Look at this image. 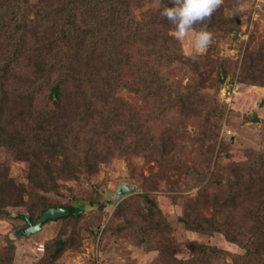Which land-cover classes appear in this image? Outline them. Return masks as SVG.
<instances>
[{
  "label": "rangeland",
  "instance_id": "1",
  "mask_svg": "<svg viewBox=\"0 0 264 264\" xmlns=\"http://www.w3.org/2000/svg\"><path fill=\"white\" fill-rule=\"evenodd\" d=\"M153 3L150 8L160 6L159 0ZM54 6L52 0H0V16L12 17L18 21L16 29H21L12 42L0 34V59L14 55L13 43L28 48V43L34 40L33 32L38 39L37 33L43 28L39 19L51 21L55 30L48 28L47 33L55 45L58 38L54 37L59 35L60 27L50 18ZM145 8L146 5L140 6L133 13L139 15ZM220 9L224 17L236 19L233 23L237 30L232 32L234 26L227 30L226 23L209 25L212 42L195 59L186 54L192 45L191 34L183 41L173 37L175 44L167 45L174 54L168 57L155 56L149 42L142 45L140 52L136 49L140 45L131 44L127 49L124 44L121 48L129 57L122 63H101L99 58L89 62L84 54L87 42L78 51L74 46L77 40L65 50H57L59 46L52 50L47 47L48 38L45 39L47 45L42 43L41 50L51 62L59 60L54 67L56 73L62 65L66 68L74 64L77 69L75 74L66 76L68 84H64L65 97L60 109L49 96V79L55 74L48 77L46 72L35 73L28 56L22 51L16 52L12 59L18 62L16 76L5 85L9 100L15 101L11 104L21 108L25 119L15 118L7 110L0 119L3 123L0 130L7 131L8 122L11 129L21 131L22 137L36 139L43 135L39 133L46 132L48 138L56 141L53 147L58 152L57 158L51 160L43 152L44 164L34 163V167L38 166L36 170L48 179V174L54 171L50 179L59 185V194L30 187L27 197L39 203L77 204L79 211L66 219H51L40 231L23 235L18 231L28 225L22 216L27 213L23 206L10 205L8 208L13 211L10 216L0 214V257L13 248L12 264H50L45 257L48 245L62 239L69 240L72 246L62 251L55 264H264V254L261 259L243 258L246 250L233 235L236 228L229 219L227 224L212 232L183 222L184 205L205 188L203 184L207 180L201 182L192 175L167 176L173 174L171 167L166 176L159 175L156 183L147 177L157 168L155 153L161 148L162 138L166 139L168 157L173 155L180 159L181 156L190 163L197 159L195 151L204 153L203 143L217 139L212 169L216 161L219 162L217 168H224L231 162L245 161L249 153L264 151V0H223ZM200 27L198 22L194 29ZM143 41L146 42L145 37ZM190 60L207 67L201 72L206 89L203 92L193 90L191 96L176 93L174 88L175 83L186 86L192 82L183 65ZM212 66L215 70L211 72ZM222 66L228 72L222 73L223 80L219 81L216 76ZM216 106L224 110L221 121L206 122L205 113ZM138 116L141 121L135 122ZM137 123L144 125L140 130L146 132L151 151L139 152L133 145L113 149L106 140L109 130H115L118 140L130 135L128 141L133 143L135 129L132 124ZM75 135L80 138L82 156L78 155V147L73 143ZM48 138H44L45 147L49 146ZM154 140L158 141V147L152 145ZM223 147L231 154L230 158L221 155L217 160ZM169 150H173V154ZM85 152L89 154L83 162ZM74 156L80 157L79 162ZM47 161L51 165L48 166ZM0 162L8 164L16 183L26 182L31 170L27 161L18 159L11 149L0 146ZM85 164L95 167L87 168ZM62 166L66 170L77 169L72 176L65 172L58 174L55 169ZM161 167L167 169L158 164V168ZM17 188L9 184L5 191L12 197L22 195L18 200L26 199L23 191ZM147 194L154 196L155 204L147 200ZM4 201L10 199L4 197ZM203 201L204 197L199 209ZM152 208L162 210L163 228L158 226L157 216L151 217L149 210ZM224 217L220 214L215 218L221 221L218 218ZM15 225L19 227L14 228ZM40 243L45 246L43 252L37 249ZM198 244L203 253L197 251ZM58 246L56 249L62 247Z\"/></svg>",
  "mask_w": 264,
  "mask_h": 264
},
{
  "label": "trees",
  "instance_id": "2",
  "mask_svg": "<svg viewBox=\"0 0 264 264\" xmlns=\"http://www.w3.org/2000/svg\"><path fill=\"white\" fill-rule=\"evenodd\" d=\"M55 4L53 12L50 15V18L59 25V35L54 38L57 39V43L54 45L51 43L50 33L48 28L55 30L54 26L51 25V21L48 19H39V25L42 28L40 33H37L38 39L35 36V32L32 33L33 42L28 43V48L25 46L13 43L14 55L7 58L0 59V119L4 117V114L7 110L14 114L15 118L24 120V112H21L18 106L11 104L15 101H10L9 96H7V87L5 82L7 80H14V75L16 76V67L18 62L12 60L16 56V52L22 51L28 56L29 64L33 67V71L37 74H43L46 72V76L51 77L55 76L48 83L49 96L54 100L53 104L57 108H61L63 105L64 99V84H68L66 76L76 73V66L74 64H68L66 68L61 66V69L56 73V66L58 59H54L52 62L47 59L43 50H41L42 43L46 44L45 39L48 38L47 45L48 49H52L55 46H59L56 49H66L68 45L72 44L73 41L77 40L74 44L76 50L80 46H83L87 42L88 47L84 50V54L87 56L86 59L90 61H96V58L101 60V63H112L113 61L121 62L129 57L124 48H121L124 44L128 49L131 44L135 46L140 45V48H136L141 51L142 45L149 42L152 49L155 51V56L160 54L161 56L168 57L173 53V51L168 47V43L175 44V39L173 38V26L170 22L160 15V10L168 6L171 3V0H159L160 6L155 8H150L154 5L155 0H52ZM57 1V2H56ZM50 3V2H49ZM47 4L43 2V5ZM150 4V5H149ZM146 5L147 8L141 10L139 15H136L134 10L140 6ZM52 8V4H49ZM88 6V8L82 9L81 7ZM49 8V9H50ZM46 10H42L44 12ZM18 14V13H17ZM224 11L217 8L210 18H206L204 21L200 22L201 27L203 25H213L219 26L220 23H226L228 26L226 29L231 30L232 32L237 30L236 19L230 20L227 17H224ZM81 18V19H80ZM10 17L2 18L0 16V34L5 37L7 40L12 42V39L17 37L21 29H16L18 21L12 20ZM16 23V25H15ZM21 23V21H20ZM33 26V23H31ZM56 24V26H57ZM22 25V24H21ZM145 34V35H144ZM1 36V35H0ZM146 38V42L143 41V38ZM25 42L23 41V44ZM55 49V48H54ZM131 51V50H130ZM33 53L32 57L31 54ZM111 60V61H110ZM175 59H173V63ZM67 61V60H66ZM149 61V60H148ZM183 65L186 68L185 73L189 74L191 83L183 86L181 84L175 83L176 93H185L189 96L192 95L193 90L198 91L199 89L204 91L207 86L204 85L203 72L207 67L204 65L202 67L197 60H190L184 62ZM217 67V66H216ZM220 70L216 78L219 81L223 80V74L226 75L228 72L224 66L219 67ZM55 69V73H54ZM211 72L215 70V67L209 69ZM223 71V72H222ZM6 72V73H5ZM79 73V71H78ZM8 76V78H7ZM10 80V81H11ZM12 82V81H11ZM67 87V86H66ZM15 91V90H14ZM202 91V92H203ZM18 97V96H17ZM14 99V97H13ZM224 110L219 107H211L204 116H206V122H219L221 121L222 114ZM140 116L136 117L135 122H140ZM3 123L0 120V125ZM116 122L113 124L115 125ZM15 126V125H14ZM132 127L134 130L132 136L135 138L133 143L128 141L127 136L122 140H118L119 137L115 136V130H109V135L106 140H109L113 149L124 147L131 148L133 145L134 149L139 150V152L146 150L151 151L150 146L148 145V140L146 138V132L140 130L144 125L137 123ZM145 128V127H144ZM1 129V127H0ZM10 131L12 133H10ZM20 130L11 129L7 122V131L0 130V146L11 149L12 152L16 154L18 159L27 161L29 164V173L26 176V182L15 181L13 176L10 175V169L8 164L0 162V214L2 216H10L13 211L8 208L10 205L13 206H23V211L28 214L31 221L35 223L42 214L51 207H64L68 208L70 213L67 216H62L57 219H66L69 216L75 215L79 211V206L77 204L69 203L64 205H56L51 202H32L28 199V193L30 187L42 192H55L59 194V185L55 182H51V175L54 173L53 170L48 174L49 179L45 177L44 174L40 172L38 166L34 167V163L44 164V160H41V155L43 152L46 153L47 157L51 160L55 157L57 158L58 152H55L54 145L55 140L48 138L46 132L39 133L42 136L40 138H29L22 137ZM50 134V133H49ZM208 137H210V132L208 131ZM47 135V136H46ZM104 136V135H103ZM204 136V131H203ZM22 137V138H20ZM48 138L47 142L49 146L45 147V139ZM73 138V143L77 149L78 155L82 156V151L79 145L80 138L75 135ZM121 138V137H120ZM133 139V138H132ZM210 139V138H209ZM104 141V137L102 138ZM215 140L213 142L209 141L208 143H203L204 147L208 150L202 152L195 151L194 154L197 157L196 161L189 162L177 157H168L166 154V147L164 145L166 139L162 138L161 148L156 150L155 161L156 169H152L147 176L152 182L156 183L159 180V175H167V170L170 169L173 174L177 175L178 178L183 175H192L196 177L201 182H204V189L194 197L191 201L186 202L184 205V212L182 214V220L187 226L198 227L203 231L212 232L218 228L223 227L227 224L226 220L229 219V222L236 228L235 233L239 240L238 242L245 248L246 254L243 255L244 259H250L258 257L261 259L264 254V151L262 152H253L252 154L247 155V159L243 162H231L224 168H217L219 162H215V166L211 168V162L214 159V150H215ZM130 143L128 144L127 143ZM40 145H39V144ZM88 143V140H87ZM210 143V144H209ZM229 144V143H228ZM154 147H158V141L154 140L152 144ZM35 146L37 148H35ZM33 147V148H32ZM173 148V147H172ZM229 148V147H228ZM225 147V149H228ZM221 155L226 159L230 158V153L224 150ZM173 154V150H169ZM170 153V154H171ZM89 153L85 152L83 156V162L86 159ZM79 162L80 157L74 156ZM48 166L51 165L50 161H47ZM160 166L167 167L166 170L158 168ZM155 166V165H154ZM153 166V167H154ZM85 167H95L88 166L85 164ZM77 168H72L66 170L64 166L55 169L58 174H63V172L68 175L75 174ZM94 168H92L93 170ZM175 173V174H174ZM53 176V175H52ZM52 183V185H51ZM12 184L18 191L22 190L26 199L18 200L22 195H16L12 197L11 194L6 192V187ZM17 186V187H16ZM211 191V192H210ZM147 193V192H146ZM4 197L10 199L9 202L4 201ZM204 197L203 205L199 209V202ZM147 200L150 203L155 204L153 200L154 196L147 194ZM151 217H156L158 226L163 228L164 223L162 222L164 214L160 208H152L149 210ZM224 215L225 217L218 218L221 221L217 220L219 215ZM210 216V217H207ZM18 219L24 218L18 217ZM51 220V219H49ZM48 220V221H49ZM47 222V221H46ZM19 227L15 225L14 228ZM69 240L57 239L48 245V248L45 253L46 259L50 260V264H55L62 254V251L66 248L71 247L72 245L68 243ZM57 244V245H56ZM59 245L62 247L59 249ZM56 246V247H55ZM58 246V247H57ZM13 248L10 251L3 254L0 257V263L12 264L11 258ZM197 251L203 253L202 247L198 244Z\"/></svg>",
  "mask_w": 264,
  "mask_h": 264
},
{
  "label": "clouds",
  "instance_id": "3",
  "mask_svg": "<svg viewBox=\"0 0 264 264\" xmlns=\"http://www.w3.org/2000/svg\"><path fill=\"white\" fill-rule=\"evenodd\" d=\"M222 3L223 0H171L168 6L160 10V15L173 26L176 40L183 41L190 34L192 35V45L186 54L195 59L212 42L213 33L207 25L199 29H194V26L210 18Z\"/></svg>",
  "mask_w": 264,
  "mask_h": 264
},
{
  "label": "water",
  "instance_id": "4",
  "mask_svg": "<svg viewBox=\"0 0 264 264\" xmlns=\"http://www.w3.org/2000/svg\"><path fill=\"white\" fill-rule=\"evenodd\" d=\"M127 190V189H126ZM124 190V191H126ZM70 211L68 208L64 207H51L47 209L42 216L33 223L30 219V217L27 214H22L24 218H26L28 225L25 228H21L18 233H21L23 235L27 234H34L42 229L43 224L48 221L49 219H57L62 216L69 215ZM59 245V244H58Z\"/></svg>",
  "mask_w": 264,
  "mask_h": 264
},
{
  "label": "built area",
  "instance_id": "5",
  "mask_svg": "<svg viewBox=\"0 0 264 264\" xmlns=\"http://www.w3.org/2000/svg\"><path fill=\"white\" fill-rule=\"evenodd\" d=\"M37 249L39 250V251H44L45 250V246H44V244L43 243H40L39 245H38V247H37Z\"/></svg>",
  "mask_w": 264,
  "mask_h": 264
}]
</instances>
